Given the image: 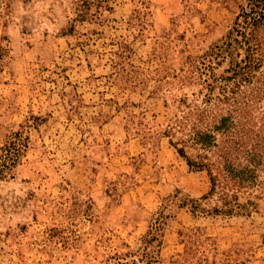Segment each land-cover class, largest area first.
<instances>
[{"label":"rangeland","instance_id":"rangeland-1","mask_svg":"<svg viewBox=\"0 0 264 264\" xmlns=\"http://www.w3.org/2000/svg\"><path fill=\"white\" fill-rule=\"evenodd\" d=\"M246 3L0 0V148L28 141L0 175V264H264V75L203 104V79L230 74L203 57ZM206 106L203 127L227 121L204 151L179 124ZM179 147L252 169L244 207L212 212Z\"/></svg>","mask_w":264,"mask_h":264},{"label":"trees","instance_id":"trees-1","mask_svg":"<svg viewBox=\"0 0 264 264\" xmlns=\"http://www.w3.org/2000/svg\"><path fill=\"white\" fill-rule=\"evenodd\" d=\"M203 64H208L213 68V62L222 63L228 61L230 67L226 70L229 75L215 77L213 72L206 76L203 82L206 83L209 92L203 101V104H209L213 99L224 101L229 100L230 92L240 90L243 84L259 79L264 75V0H247L245 5L240 7L239 13L236 15L231 28L219 40L218 43L211 46L203 57ZM205 71H203L204 74ZM258 81V80H257ZM220 83L221 95L213 97L215 85ZM199 111L198 116L194 118L193 109H189L184 113L180 120V131L185 128V122L190 121L191 130L186 134L187 141L193 142L206 151L213 146H217V133L223 128L227 118H222L220 124L213 127H203L202 120L207 111L212 106L196 107ZM196 114V113H195ZM194 119H193V118ZM183 125V126H182ZM30 126L27 124L26 127ZM228 131V130H226ZM28 147L27 137L24 131H18L13 134L12 140L8 141L5 146L0 148V175L12 167L16 166ZM178 151L187 158L188 164L194 169H207L211 177L210 194L219 192L223 201L221 208L216 207L212 212H222L225 214H233L244 205L238 201V187L252 186L256 184V176L253 175L252 169L238 170L235 161L229 158L231 151L222 152L221 161L214 164L206 162L207 154H201L198 161L193 160L186 154L183 147H179ZM250 161H256L255 155H250ZM260 163V162H257ZM255 178V179H254ZM233 190L232 193L230 191ZM207 197V196H206ZM194 211L200 209V205H192ZM161 218L155 220L157 230L161 226Z\"/></svg>","mask_w":264,"mask_h":264}]
</instances>
